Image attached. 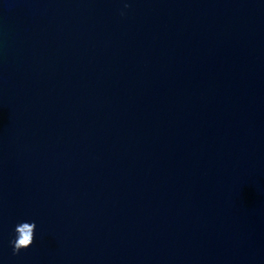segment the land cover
I'll return each mask as SVG.
<instances>
[{
  "label": "water",
  "instance_id": "1",
  "mask_svg": "<svg viewBox=\"0 0 264 264\" xmlns=\"http://www.w3.org/2000/svg\"><path fill=\"white\" fill-rule=\"evenodd\" d=\"M0 264H264V0H0Z\"/></svg>",
  "mask_w": 264,
  "mask_h": 264
},
{
  "label": "clouds",
  "instance_id": "2",
  "mask_svg": "<svg viewBox=\"0 0 264 264\" xmlns=\"http://www.w3.org/2000/svg\"><path fill=\"white\" fill-rule=\"evenodd\" d=\"M129 6L130 5L127 3L124 4L125 9H127ZM121 14L123 15L124 12L122 11ZM36 228L37 225L35 221H22L15 226V236L9 242L12 246L14 255H18L22 250H26L33 245Z\"/></svg>",
  "mask_w": 264,
  "mask_h": 264
}]
</instances>
